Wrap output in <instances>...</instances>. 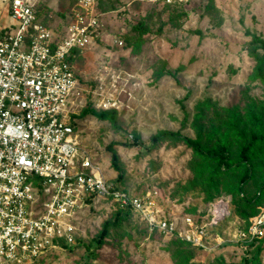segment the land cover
<instances>
[{
    "label": "rangeland",
    "instance_id": "1",
    "mask_svg": "<svg viewBox=\"0 0 264 264\" xmlns=\"http://www.w3.org/2000/svg\"><path fill=\"white\" fill-rule=\"evenodd\" d=\"M39 2L44 20L55 30L68 23L74 0ZM8 3L0 0V35L13 21ZM99 12L98 34L74 63L83 83L93 85L103 73L106 78L120 76L118 94L125 107L118 111L117 125L91 113L82 115L77 127L81 144L107 179L149 195L164 216L181 225L184 215L209 209L208 192L226 195L237 176L228 173L218 188L212 187L207 176L199 177L202 158L190 146L174 139L153 144L151 139L160 130L198 137L196 105L210 98L216 107L203 121V143L228 141L231 154L238 153L240 147L228 133L232 119L224 109L236 110L248 123V133L253 128L249 113L264 114V80L255 76V53L264 55V46L246 33L249 29L264 39V0H101ZM142 19L153 33L138 49L128 39L135 34L132 25ZM160 70L171 74L159 77ZM111 145L118 153V169ZM258 163L261 168L243 185L231 213L211 227L206 248L181 245L175 236L150 231L137 213L120 226L110 225L103 235L114 208L99 203L76 219V243L54 253L50 264H177L179 247L192 249L198 264H254L256 255L257 264H264V233L245 241L237 235L264 216V156ZM252 197L250 206L242 203Z\"/></svg>",
    "mask_w": 264,
    "mask_h": 264
},
{
    "label": "built area",
    "instance_id": "2",
    "mask_svg": "<svg viewBox=\"0 0 264 264\" xmlns=\"http://www.w3.org/2000/svg\"><path fill=\"white\" fill-rule=\"evenodd\" d=\"M39 1L9 0L13 21L0 35V264H50L54 253L76 243V219L99 203L130 208L150 231L206 248L211 227L231 213L228 199L215 200L207 218L184 215L180 225L149 195L107 179L81 144L78 115L88 103L125 107L120 76L103 73L95 84L83 83L72 60L98 34V0H77L59 30L40 19ZM263 224L264 216L238 239L263 235Z\"/></svg>",
    "mask_w": 264,
    "mask_h": 264
},
{
    "label": "trees",
    "instance_id": "3",
    "mask_svg": "<svg viewBox=\"0 0 264 264\" xmlns=\"http://www.w3.org/2000/svg\"><path fill=\"white\" fill-rule=\"evenodd\" d=\"M100 1L97 3V10L99 11ZM77 3V0H74V5ZM73 5V6H74ZM71 6V9L72 7ZM68 13V18L70 17V12ZM37 12L40 19L48 24L43 18V12L40 7V2L37 7ZM49 25V24H48ZM132 31L135 32L132 38L128 39V44L135 46L136 48H140L141 45L147 40V38L153 33L151 27L147 24V22L142 19L141 21L132 25ZM158 32H162V27L159 28ZM246 33L252 37L251 42L257 43L260 42L262 46H264V39L261 38L258 34L251 32L249 29L246 30ZM255 57L257 59V64L255 67V76L260 77L264 80V55H258L255 53ZM75 57H72L74 61ZM164 73H170V71L160 70L158 76H162ZM216 107V103L213 102L210 98H206L203 101H200L196 105V113L194 116V127L198 132V137L191 138L189 136L183 135L179 131H167L160 130L152 137V143H157L158 141L174 139L179 142H183L186 145L190 146L201 158L202 164L199 166L200 174L199 177L202 178L207 176V180L210 181L212 187H216L219 180H221L226 174L233 173L237 176L236 184L229 188L231 189L226 195H222L221 197L214 196V193L208 192L210 195L209 202L210 207L212 203L218 198H226L229 200L230 208L232 202H236L239 200V195L243 193V185L248 183L251 178L255 176L258 170L261 168L258 160L261 156H264V114L262 112L249 113V119L251 123H249L253 128L248 133L249 125L244 122L241 117L236 115V110L224 109L229 113L230 118L232 119V123L229 126V134H233V138L237 141L238 146L240 147L238 153L233 156L231 154V146L228 141L222 142L219 146H211L209 144H205L202 141V127L203 121L206 119L207 112L214 109ZM91 113L97 118L101 120H111L115 125L118 123V111L116 110H104L95 108L94 105L90 102L86 107H84L81 113L78 115L80 118L82 115ZM244 123V124H243ZM228 137V135H227ZM137 139V137H136ZM138 140V139H137ZM136 140V141H137ZM113 152V164L118 169V153L115 149H113L112 145L110 146ZM120 188L128 190L125 187L120 186L115 182ZM218 188V187H216ZM261 190H264V181L260 186ZM232 194V195H231ZM220 195V194H218ZM252 198H242V203L247 206H250L253 199ZM209 209L205 211H198V213L193 215H201L205 218L208 217ZM201 212V213H200ZM134 211L127 207H117L111 212V216L113 218V222H106L103 227L102 234L105 235L108 232V228L110 225L120 226L122 223L133 216ZM248 227H244L242 229L247 230ZM264 228V224H263ZM178 240L181 242V245L192 246L193 248L200 249V247H196L182 239ZM254 242V241H253ZM73 245H67L66 248H71ZM264 247V243L260 248ZM175 257L177 258V264H198L195 262V257L192 252V249H184L179 247L175 253ZM257 255L255 256V260H253L254 264H257Z\"/></svg>",
    "mask_w": 264,
    "mask_h": 264
},
{
    "label": "crops",
    "instance_id": "4",
    "mask_svg": "<svg viewBox=\"0 0 264 264\" xmlns=\"http://www.w3.org/2000/svg\"><path fill=\"white\" fill-rule=\"evenodd\" d=\"M82 53V52H81ZM81 53L79 55H81ZM78 56V55H77Z\"/></svg>",
    "mask_w": 264,
    "mask_h": 264
}]
</instances>
